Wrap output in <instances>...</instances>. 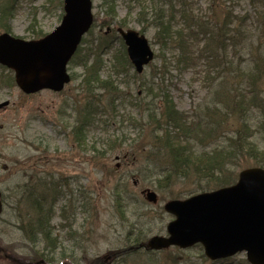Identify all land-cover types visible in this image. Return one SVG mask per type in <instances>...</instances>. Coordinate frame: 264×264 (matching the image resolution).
Listing matches in <instances>:
<instances>
[{
    "label": "rangeland",
    "instance_id": "obj_1",
    "mask_svg": "<svg viewBox=\"0 0 264 264\" xmlns=\"http://www.w3.org/2000/svg\"><path fill=\"white\" fill-rule=\"evenodd\" d=\"M47 1L0 0V10L6 9L5 16L0 18V34L4 32L1 25L7 26L11 36L23 40L36 39L37 33H50L59 24L62 9ZM187 1L201 22L221 24L228 13L237 17V28L252 31L248 46L253 55L264 54V18L258 14H264V0ZM134 5L129 0H114L112 17L102 7L101 0H92L94 23L81 44L86 49L91 42L96 45L98 40L112 35L110 47L99 54L100 64L93 62L96 56L92 53L85 66L95 64L99 68L98 76L102 80L109 78L119 96H110L111 89L101 93L94 88L91 99L82 85L85 68L73 61L67 66L70 82L59 93L41 90L24 94L15 85L13 73L0 67V104L8 102L0 108V264H12L8 256L31 264L38 260L48 264L40 258L44 244L35 246L20 229L19 221L25 219L30 208L21 196L25 189H30L32 199L36 196L32 192L42 190L47 196L44 206H52L50 225L56 248L49 264H246L244 253L227 261L211 262L198 245L156 252H146L142 245H133L140 225L142 243L154 235L166 234V225L173 220L162 210L166 201L197 194L191 180L172 178L166 187L157 185L159 177L167 172L153 162L157 159L151 155L155 146L151 133L154 126L149 124L148 114L153 106H162L160 99L153 97L143 83H150L156 94L158 89H165L176 109L191 121L197 119L203 129L210 118L214 119L215 134L200 141L193 139L195 149L221 146L226 135L241 127L233 116L207 118L202 114L206 104L218 103L231 88L236 81L233 74L223 64L207 66V61L202 60L195 68L177 69L174 53L162 48L153 28L137 20L139 8ZM146 13V21H151L153 13L150 9ZM168 15L175 13L168 9ZM125 17L126 29L140 32L144 26L143 35L154 55L139 78L134 76L131 65L125 66L122 55L113 68V55L119 56L120 43L113 33L100 27V22L114 18L108 29L115 30L118 21ZM33 19L36 26L30 28ZM176 22L179 26L174 23L173 28L179 29V18ZM202 45L201 40L197 41L194 56L199 57ZM235 47V51L232 46L229 49L234 64L247 56L245 49L238 44ZM161 53L165 59L160 57ZM162 64L165 72L152 78ZM207 73L211 77L215 74L218 80L206 77ZM259 83L264 87L262 80ZM261 91L259 95L264 97V90ZM88 103H98L100 109L97 108L92 123L86 126L84 144L77 145L72 130L82 121ZM263 120L258 110L250 113L249 127L254 131L250 140L259 150H264V128L259 127ZM237 165L236 173L256 167L254 159L248 156ZM146 190L157 194L156 205L145 201ZM14 198H18L19 204L14 203ZM16 206L20 218L14 210Z\"/></svg>",
    "mask_w": 264,
    "mask_h": 264
},
{
    "label": "trees",
    "instance_id": "obj_2",
    "mask_svg": "<svg viewBox=\"0 0 264 264\" xmlns=\"http://www.w3.org/2000/svg\"><path fill=\"white\" fill-rule=\"evenodd\" d=\"M101 2L105 11L114 17V0H101ZM129 2H132L135 4L134 6L139 8L137 20H142L146 23V26L153 28L155 30L154 36L162 48L174 53L177 69L195 68L197 62L202 60L203 62L207 61V66L213 63L219 66L223 64L224 68H227L236 80L233 81L231 88L226 94H223L221 98L218 97V103L206 104L202 114L207 118L210 116H233L239 121L241 127L239 129L236 128L232 135H226L225 142L224 144L222 143L223 145L219 146L218 144L211 148H199L197 146V149L194 148V143H191L193 142L192 140L200 141L205 137L213 136L217 130L215 128V124L217 123L214 119L210 118L206 128L203 129L197 122V119L191 121L190 117L176 109L165 89H158V94H156L150 83H143L144 88L147 87L153 97L160 99L162 106L160 108L153 106L148 114L149 124L154 126L151 129V133L155 146L152 149L151 155L156 156L157 159L153 160V162H156L158 167L162 170L165 169L164 171L167 172L165 176H161L157 180L158 187H166L172 178L191 180L196 186L195 190L197 193L231 186L237 180L236 166H238L237 164L240 160H245L246 156L253 158L257 167L264 168V150H259L257 145L250 140L254 135V131L249 127L250 113L258 110L264 116V97L259 95V92L264 90V87L259 83L261 80L264 83V54L261 53L262 56L256 54L255 57L250 50L248 43H251L252 31L245 32L241 28H237L235 25L238 20L237 17L229 13L221 24H218V22L211 23L208 20L201 22L200 18L193 11L191 3L187 0H129ZM47 3H56L57 7H62V0H57L56 2L48 0ZM176 5H179L177 9ZM2 9L0 10V18H3L6 14V9H3L4 11ZM148 9L153 13L151 21H146L145 15ZM168 9L174 12L175 16H169ZM258 14L261 18H264V14ZM176 18H179L181 23L179 29H177L179 25L176 22ZM113 20L114 18L107 20L108 22H100V27L102 29L109 28L108 26L113 24ZM257 21L259 22V19ZM174 23H177L176 28H173ZM35 26L36 23L33 19L29 27L35 28ZM117 26L126 28V17L118 21ZM1 28L4 32H8L7 26L1 25ZM140 32H144V26ZM110 33H113V36L119 40L121 49L119 56L117 53L113 55V61L115 62L113 68H115L121 55L125 66H130L125 47L116 31L110 28ZM34 36L35 38H40L43 34L37 33ZM111 38H113L112 35L104 37L98 40L96 45L91 42L86 49L81 48L80 45L71 60L73 63L84 66L85 78L82 81V85L85 86L86 92L92 97L91 99H93L91 95L95 91L106 93L104 91L109 92L112 90L109 94L110 96H119L117 88L109 78L102 80L98 76L97 71L99 68L95 64L85 66L89 62V55L92 53L96 56L93 62L100 64L101 59L99 54L110 47ZM199 40L203 42V45L199 48L200 55L197 57V55L194 56V47L197 48V41ZM83 41L84 39L81 44L85 43ZM236 44L245 49L248 57H242L239 62L234 64L233 58H229V49L232 46L235 51ZM82 52H85L87 55H84ZM238 54L241 56V53L238 52ZM160 57L165 59V54L161 53ZM164 69L165 66L162 64L158 70H155L152 78L160 75V72H165ZM134 76L140 77L136 74ZM206 77H210L211 80H218L215 74L211 77L207 73ZM94 88L97 90L93 91ZM91 99L90 101H92ZM97 108L100 109L98 103H88L85 107L82 121H79L77 126L72 130L73 138L77 145L84 144L86 126L92 123V118L98 112ZM259 127L264 128V120L259 123ZM54 187L56 189V186ZM32 193L36 194L34 199L31 197L30 189H25L21 194L22 199H26L30 208L28 213L25 214V219H20L19 221L20 229L35 246L40 243L44 244L45 250L41 253L42 256L40 255V258H44L45 262L52 263L53 257L51 254L56 248L52 239L50 225L53 215L52 206L49 205L48 208H46L48 205L44 206L43 201L46 200L47 196L43 194L42 190ZM14 200V203L19 204L18 198H14ZM16 209L17 206L14 210L17 211L18 218H20L21 214ZM139 217L143 218L141 215ZM140 228L141 225L138 226V231L133 239V245L135 246H139L142 243L139 240V237L142 235ZM143 243H146V240ZM197 247L201 248L200 246ZM9 261L12 264H31L28 260L18 257H9Z\"/></svg>",
    "mask_w": 264,
    "mask_h": 264
},
{
    "label": "water",
    "instance_id": "obj_3",
    "mask_svg": "<svg viewBox=\"0 0 264 264\" xmlns=\"http://www.w3.org/2000/svg\"><path fill=\"white\" fill-rule=\"evenodd\" d=\"M91 0H63L60 24L39 40L25 41L0 34V65L13 71L21 92L41 90L61 92L69 83L67 64L82 37L92 25ZM127 58L137 74L153 60V52L144 35L133 30H117ZM8 102L0 104V108ZM149 203H156L154 192H144ZM164 210L174 216L167 237L154 236L147 248L180 249L200 244L211 260L245 253L249 264H264V170L248 168L239 172L230 187L198 194L186 200H171Z\"/></svg>",
    "mask_w": 264,
    "mask_h": 264
}]
</instances>
